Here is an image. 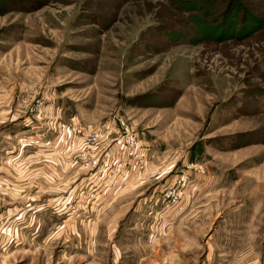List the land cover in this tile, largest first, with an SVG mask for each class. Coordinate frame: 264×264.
I'll return each instance as SVG.
<instances>
[{"label": "rangeland", "instance_id": "rangeland-1", "mask_svg": "<svg viewBox=\"0 0 264 264\" xmlns=\"http://www.w3.org/2000/svg\"><path fill=\"white\" fill-rule=\"evenodd\" d=\"M0 263L264 264V0H0Z\"/></svg>", "mask_w": 264, "mask_h": 264}, {"label": "built area", "instance_id": "built-area-1", "mask_svg": "<svg viewBox=\"0 0 264 264\" xmlns=\"http://www.w3.org/2000/svg\"><path fill=\"white\" fill-rule=\"evenodd\" d=\"M123 148L124 149L122 151L132 157L135 160L136 165L138 164V167L142 169L144 153L142 154V151H140L138 143L131 133H125L123 138Z\"/></svg>", "mask_w": 264, "mask_h": 264}, {"label": "trees", "instance_id": "trees-1", "mask_svg": "<svg viewBox=\"0 0 264 264\" xmlns=\"http://www.w3.org/2000/svg\"><path fill=\"white\" fill-rule=\"evenodd\" d=\"M247 18V17H246ZM232 21H230L229 22V26H231V28L232 27H236L235 25H237V23H235V22H233V23H231ZM260 24L258 23V21L257 20H252V19H247V20H244V24H243V26H245V27H250V30H249V32H251L253 29H255L256 27H258ZM205 25L203 24V25H201L200 27H204ZM200 29V28H199ZM208 30V29H207ZM198 32L200 33L199 35L200 36H202V37H205V36H207L206 35V29L205 28H202V29H200V30H198ZM210 36H213V37H215V36H217V38H219L220 40H222L224 37H223V35H222V32H219V31H216L215 30V32L212 34V35H210ZM225 36H227V35H225Z\"/></svg>", "mask_w": 264, "mask_h": 264}]
</instances>
